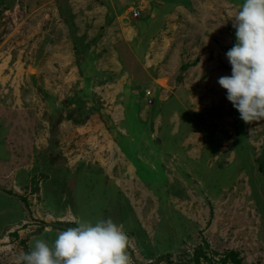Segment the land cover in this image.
Here are the masks:
<instances>
[{"label":"rangeland","instance_id":"rangeland-1","mask_svg":"<svg viewBox=\"0 0 264 264\" xmlns=\"http://www.w3.org/2000/svg\"><path fill=\"white\" fill-rule=\"evenodd\" d=\"M243 2L0 0V264L76 218L131 264H264V120L218 84Z\"/></svg>","mask_w":264,"mask_h":264},{"label":"clouds","instance_id":"clouds-1","mask_svg":"<svg viewBox=\"0 0 264 264\" xmlns=\"http://www.w3.org/2000/svg\"><path fill=\"white\" fill-rule=\"evenodd\" d=\"M236 43L226 53L231 76L218 84L246 124L264 120V0H244L233 16ZM74 227L59 231L50 245L36 239L15 264H131L130 237L112 219L95 223L74 219Z\"/></svg>","mask_w":264,"mask_h":264},{"label":"built area","instance_id":"built-area-1","mask_svg":"<svg viewBox=\"0 0 264 264\" xmlns=\"http://www.w3.org/2000/svg\"><path fill=\"white\" fill-rule=\"evenodd\" d=\"M133 14H134L135 16H139V15H140V10H138V9H134V10H133Z\"/></svg>","mask_w":264,"mask_h":264},{"label":"water","instance_id":"water-1","mask_svg":"<svg viewBox=\"0 0 264 264\" xmlns=\"http://www.w3.org/2000/svg\"><path fill=\"white\" fill-rule=\"evenodd\" d=\"M124 21H125V22H128V21H129L128 17H126V18L124 19Z\"/></svg>","mask_w":264,"mask_h":264}]
</instances>
